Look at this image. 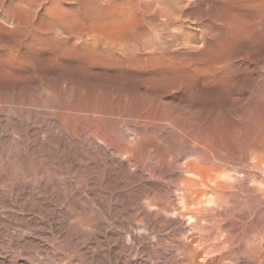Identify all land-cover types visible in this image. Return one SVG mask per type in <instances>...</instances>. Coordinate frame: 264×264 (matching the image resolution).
I'll list each match as a JSON object with an SVG mask.
<instances>
[{
    "label": "bare ground",
    "instance_id": "6f19581e",
    "mask_svg": "<svg viewBox=\"0 0 264 264\" xmlns=\"http://www.w3.org/2000/svg\"><path fill=\"white\" fill-rule=\"evenodd\" d=\"M22 40L32 51L45 42L39 37ZM220 48L202 52L210 54V61ZM83 54L79 57L86 60ZM108 58L96 54L95 68L108 66ZM196 58L189 55L185 61ZM57 60L50 63L57 66ZM26 81L0 82V264H264V154L262 142L257 145L246 133L242 116L231 117L228 132L212 129L215 123L210 126L202 111L193 121L196 112L187 108L201 100L199 90L196 101L191 100L192 82ZM239 87L241 82L237 93L244 88ZM239 102L232 105L239 107Z\"/></svg>",
    "mask_w": 264,
    "mask_h": 264
},
{
    "label": "rangeland",
    "instance_id": "374dc122",
    "mask_svg": "<svg viewBox=\"0 0 264 264\" xmlns=\"http://www.w3.org/2000/svg\"><path fill=\"white\" fill-rule=\"evenodd\" d=\"M178 1H180V3H178ZM202 1L204 2V0ZM202 1L201 0H30V1L0 0V18H2L0 19V33H1L0 56H3L0 57V66L4 64L6 67V65L9 66L11 64L12 66L13 64L12 67L11 66H9L10 68L8 66L7 67L9 69L14 68L13 70H8V68L7 67L5 68L4 65L2 66V68L0 67V82H18V80L20 82H24L25 80H27L26 82H62V81L64 82L65 81V82H84V83H88V82H93V83L94 82L97 83L99 82H182L184 83L185 82L184 84H186L187 82L188 83L192 82L190 84H192V90L195 89V91H192V93L193 92L194 93L191 94L192 95L191 100L195 102L196 101L195 97L196 95L199 94H200L199 97L201 98L199 99V97L197 96L198 100L199 101L201 100L200 101L201 103L198 102L197 100V102L200 104L194 105L195 103L192 104L193 102H191L192 105H190L189 108H187V110H190V114L196 112L194 113L195 117H193L194 115L191 114L192 120L193 118L194 120H197L198 117L204 115L206 117V120L208 119L207 122L210 123V126L215 123L214 125L216 126L212 125L211 126L212 129L223 130L224 128L225 131L228 127L233 126V121L231 120V117H234L237 120H241V118L243 117L245 119L244 125L245 126L247 125L246 128L248 127L247 128L248 131L247 129L245 131L247 134L249 132L248 134L250 136L249 138L253 141L256 140L255 143L257 145H260L261 142L263 144L264 116H260V115H264L263 114L264 112H262L264 111L263 108L264 88H262L264 87V3H263L264 0H248V1L228 0V2L227 0H205V2L208 5L204 2L206 8L202 7L203 10H201L202 9L201 6L204 5ZM223 1L224 4H222ZM254 2L255 4H253ZM22 3L25 5H23ZM163 3L164 6H167L169 8L171 7L172 11L171 8L165 9V7L162 6ZM191 3H194L195 6L192 5ZM248 3H251L252 5H249ZM20 4H22L23 6ZM168 4L170 6H168ZM178 4L180 5L178 6ZM232 4L233 6H231ZM156 5L157 6L160 5L161 8L160 6H158L157 8ZM197 6L198 8H196ZM228 6L230 9L228 8ZM235 6H237V8ZM162 7H164L165 11L164 9H162ZM181 7L183 8L182 11H180V9H182ZM194 8L195 11L193 13ZM157 9L158 12L156 11ZM161 9L163 10L162 12L165 13V16L166 14H169L170 16L175 15L174 16L175 19L173 18L174 21L172 20V16L170 18L169 15L168 17L166 16L167 18H169V20L165 18L164 13L162 14V12H160ZM226 9L227 11H225ZM174 10L177 12H175ZM168 12H173L175 14L172 13L170 14ZM227 13H229V15ZM231 13H233L234 15ZM200 15H202V18ZM224 18L226 19V21L229 22L225 23ZM166 20L169 21V23ZM218 20L220 22H216ZM222 21L225 23V24L223 23V26H222ZM226 27L227 29L230 28V30L227 31L224 30L226 29ZM234 28L236 29V31ZM29 34L31 35V37L28 36ZM156 34L158 36L160 35V37H158ZM222 35H224L223 39H222ZM155 36L157 39L160 40L158 41L155 38ZM8 37L11 38L9 39ZM29 37L30 38L39 37L45 40L46 43L44 42L42 45L39 44L36 46V48H34L35 52L36 51L38 53L40 52L39 55L37 52L35 53L34 51H32L33 47L32 48L25 47L26 41L22 39L23 38L30 39ZM175 37L176 39H174ZM99 38H101V40H99ZM207 39L208 40L211 39V41L210 40L207 41ZM172 40L174 41L172 42ZM80 41H82L83 43L82 42L80 43ZM161 41H163L162 44L160 43ZM205 41L207 44L204 43ZM221 41L222 42L224 41L225 43L224 42L218 43ZM77 42L79 43V45H77L78 44ZM7 43L8 45L10 44L13 45L15 44V45L14 46L5 45ZM110 43L113 45L111 46ZM102 45H104V47ZM105 45L106 46L108 45L111 49L108 46L106 47ZM203 45H205V47L207 46L208 48H204ZM218 45H221L222 47L217 51L218 54L216 52L212 57V59L210 61H207V58L210 55L208 54L210 53L209 52L210 48L214 49ZM38 46L40 48H38ZM98 46L101 47L99 48ZM67 47L68 49H66ZM82 47L84 50L81 49ZM69 48L71 50H69ZM72 48L74 49L72 50ZM148 48L151 49H149L148 51ZM198 48H200L198 53L197 51H193L195 49L197 50ZM2 50H4L3 53L1 52ZM61 50L62 52L60 53L59 51ZM188 50H191L193 52L189 51L190 52L189 54ZM69 51L71 54H69ZM73 51L76 53H74ZM202 51H207L208 56H206V54H204ZM77 52L80 53L78 54ZM115 52L116 54H113ZM81 53L82 54L84 53L82 56L83 58L86 57L87 61L80 58ZM99 53L109 57L108 62L110 63H108V66L100 65L101 66L100 67L99 65H97L95 68L97 62L93 61V59L94 56ZM27 54H28V58H27ZM32 54L37 59V61L30 63L27 59H29V56L30 58H34ZM197 54L198 55L200 54V56H198ZM11 55L15 56V59H13L14 61H9L10 60L9 56ZM49 55L51 56V59H49L50 58ZM74 55H76L77 58L74 57ZM119 55H121L122 57ZM189 55L190 57L193 56L198 58L193 59L194 61L191 60L186 62L187 61L186 59L189 58ZM114 56L116 57L114 58ZM149 56L150 58H148ZM45 57L47 59H45ZM53 57L55 58L53 59ZM60 57H63L64 59L63 58L62 59L64 61L62 60L60 61L61 59ZM18 58L22 60L24 59L23 63H20L19 60H17ZM79 59H81L82 61L81 60L79 61ZM43 60L44 62H42ZM46 60L48 61L46 62ZM54 60H57L55 61L57 63H54L55 65L59 64V62L60 64L57 66L51 64L50 62ZM84 61L87 63H84ZM37 62H40L41 65H39V63L37 64ZM81 62H83V65L80 64ZM89 62H91V64H94L95 62V64L91 66L89 65L90 64ZM34 64L35 67L33 66ZM64 64L69 65V67L67 66L65 68ZM78 64H80V66ZM196 64L197 67L195 68L194 65ZM39 66H45V69L44 67L40 68ZM70 66H76V67H70ZM77 66L78 68L82 67L81 68L82 70H79ZM87 66L89 67L91 72H93V74H90V70H89V74L86 73V71L88 72ZM98 66L100 68H97ZM17 67H21L20 69H22L23 71L18 70L19 68ZM31 67L32 68L34 67L37 70H35L34 68L30 69ZM83 67H84V71H83ZM104 69L107 70L104 71ZM25 70L26 72H24ZM31 70H33V72H31ZM94 71L96 73H94ZM217 71H219V73ZM21 74L22 77L24 78L26 74V79L22 78L24 79V81H22V79L19 77V75L21 76ZM122 74L123 76H121ZM17 76L19 77V79H17ZM240 82H241V87L244 86V88H242L243 90L241 89L240 91L241 93L240 92L238 93H240L242 96L237 93L238 85H240ZM247 82L250 83L249 86H251L253 83V86L249 87V89H248V84H246L247 87H245V84L243 85V83H247ZM193 84L196 87L193 86ZM235 84L238 85L235 87L234 86ZM201 86L204 87L202 88ZM223 86L225 87V90H223L224 89ZM254 86L256 87V92ZM198 87L202 90L204 89L203 92H207V91L208 92L201 93L202 91L200 89H197ZM241 87H239V90ZM209 88L211 92H209L208 90ZM245 88L248 89L249 91L246 90ZM252 88L254 89L253 92H252ZM219 89H221V92L219 91ZM228 89L230 91H228ZM198 90L200 91V93L198 92ZM213 90L216 91V94L214 92L212 93ZM233 90L234 91L237 90L236 91V94H238L237 96ZM196 91L199 94H197ZM242 91L244 92L246 91V92L244 93ZM230 92L232 93V95ZM195 93L196 95H194ZM220 93H223L225 97ZM228 94L230 95L229 97ZM179 95H180L179 99H181L180 97L182 96V93H180ZM233 97L236 99L237 103L232 100ZM237 98L240 101L243 99L241 101L243 103V106L241 105L242 103L237 100ZM246 98H249V100ZM230 99L231 101H229ZM245 99L248 101L247 102L248 104L244 103ZM202 102L203 103L205 102L204 104L206 105L204 106ZM238 102L241 103L239 107H237L235 104L232 105L233 103L238 104ZM258 102L259 104H257ZM244 105H246V107H244ZM200 106H202L201 110H200ZM179 107H182V105H180ZM231 107L232 110L230 109ZM256 109H258L259 111L257 110L256 112ZM226 111L228 113H225ZM229 111L231 112V114H229L230 113ZM237 111L240 112L238 113ZM260 111L262 113H260ZM200 112L202 113V115L200 114ZM248 112L250 113V115L248 114ZM212 114L215 115H213L212 117ZM225 114L228 116H226ZM257 114L258 116H256ZM218 116L220 118L221 117L223 118L220 119ZM245 116L247 119L245 118ZM248 116L251 117L252 120H254L255 117L257 119L260 118L262 124H259V126L263 129H261L258 126L259 119L258 121L257 119L252 121ZM218 119L220 120L223 119V121L221 122ZM248 119H250L251 121ZM252 122L254 123L255 128ZM220 124L221 127H219ZM257 127L258 129H256ZM231 128L227 129L226 131L227 132L229 130L231 131ZM252 129L255 130V134L257 133L256 138L252 137L254 136L253 135L254 131ZM259 129H261L262 132H260L261 130ZM250 130L252 131L250 132ZM258 135H261L259 136L260 138L257 137ZM257 138L259 140H257ZM262 144L260 145L263 150L261 154L262 153L264 154V149H263L264 144L263 146ZM261 156L262 155H260V159L264 160V156L262 157ZM24 263L25 262L22 261L20 262V264H24Z\"/></svg>",
    "mask_w": 264,
    "mask_h": 264
}]
</instances>
